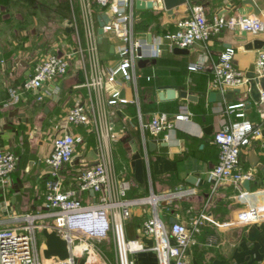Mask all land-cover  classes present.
I'll return each mask as SVG.
<instances>
[{"label": "crops", "instance_id": "0c3cea01", "mask_svg": "<svg viewBox=\"0 0 264 264\" xmlns=\"http://www.w3.org/2000/svg\"><path fill=\"white\" fill-rule=\"evenodd\" d=\"M253 1L260 10L258 15L252 5L243 4L242 0H196L176 8L173 13L161 7L136 9L137 35L158 38L175 30L177 20L187 16L195 4L203 5L210 19L217 14H239L256 15L264 21V0ZM235 2L237 5L231 6ZM68 5L70 0H0V46L4 56L0 60V148L11 150L20 158L9 185H0L2 226L12 225L14 215L41 210L49 176L45 157L52 150L54 137L66 130L84 137L73 160L65 166V175L70 176L82 167L93 165L98 159L97 125L93 122L73 125L66 117L77 98H87L85 87H74L82 82L77 63L73 64L67 76L45 82L39 92L24 93L17 103L7 105L9 90L19 87L44 55L72 44L71 7L69 17L62 13ZM256 38L264 40V31L253 34L235 28L225 29L216 35L207 47L198 43L186 48V54H178L177 48L165 44L163 53L157 57V64L148 63L140 67L142 76L138 90L120 76L116 83L108 86L109 92L117 88L125 91L129 99L128 103L108 106L117 170L132 182L128 196L143 197L151 190L161 194L194 188L196 192L187 197L162 201L158 206L160 215L168 222L176 217L190 226L200 214L211 213L209 222L196 235L197 242L188 253V264H264V206L262 218L238 222L240 211L253 204L264 205V128L262 134L243 149L240 158L244 170H254L255 178L249 191L252 194H248L243 183L242 189H238L227 180L213 195L208 180L209 171L218 162L219 147L213 139L227 120L226 107L232 103H246L247 98L242 96L249 92L247 85L241 88V93L237 89L226 92L233 95L232 102H209V93L213 91L210 83L214 76V62L226 48L234 47V63L246 73L253 64L256 65L262 50H246L244 46ZM119 45L120 41L111 33L101 42V55L106 67H114L118 63L116 49ZM201 60H206L204 70L189 69L191 63ZM152 65H156V76L149 81L144 76L153 72L150 69ZM161 66L173 69H161ZM165 84L188 90L199 97L198 101L182 98L179 89L174 98L168 99L166 93L169 90L160 89ZM39 95L44 98L40 100ZM253 104L250 110L246 106L247 117L259 122L264 103L257 107ZM158 113H167L172 118L177 114L189 117L177 120L168 138L164 133L149 136L146 154L141 122L149 121ZM191 179L196 183H191ZM240 191L245 192V197L238 196ZM96 196L92 191L81 194L84 201L94 200ZM152 212L153 207L149 204L135 206L127 222L129 238L139 239L145 246L143 251L133 255L136 264H160L152 249L154 239L141 231L142 222ZM106 225L109 229L108 223ZM212 234L220 238L214 246L207 242ZM37 239L43 261H63L71 255L64 235L51 226L42 227Z\"/></svg>", "mask_w": 264, "mask_h": 264}, {"label": "built area", "instance_id": "2783aa9c", "mask_svg": "<svg viewBox=\"0 0 264 264\" xmlns=\"http://www.w3.org/2000/svg\"><path fill=\"white\" fill-rule=\"evenodd\" d=\"M76 4V5H75ZM70 27L72 44L49 52L40 59L34 71L19 87L9 90L8 104L17 103L22 94L39 92L45 82L56 81L67 76L73 64L84 73V81L74 87H85L87 98H77L69 108L66 117L73 125H84L93 122L99 131L96 163L85 166L71 173L64 174L76 152L78 144L84 137L80 133L64 131L54 137L52 150L45 157L48 165V179L41 210L35 213L14 215V223L2 226L0 223V264H78L77 257L82 255L88 240L95 235L103 237L107 223L112 233L117 264H136L133 255L143 251L145 246L139 239H131L127 235L126 223L132 216V208L149 204L153 212L141 226V231L152 235L155 245L152 249L157 253L160 264H188V253L196 244V235L202 231L208 213L194 218L188 226L182 221L170 223L159 213V204L167 199H181L194 194V188H182L166 193L154 190L143 197L128 196L132 182L119 174L116 168L115 151L112 141V126L109 121V105L128 103L121 89L108 91L109 84L117 82L118 77L131 83L138 90V81L142 76L138 64L141 58H157L164 50V45L171 48H190L198 43L206 47L213 38L225 29L240 28L244 31L259 34L264 31V21L254 15L217 14L211 19L204 6L195 4L190 7L189 14L177 20L176 28L164 35L150 39L140 37L136 30V0H70ZM78 11H76V8ZM98 7V9H97ZM108 13L110 19L104 25V35L98 32V16ZM114 35L120 45L116 49L118 63L114 67H106L101 55V42L108 34ZM141 51V54L138 51ZM236 49L226 48L218 61L214 62V76L210 87L213 91L225 94L227 91L249 85L246 73L234 63ZM257 71L264 75V50L256 62ZM206 68V60L189 65L193 71ZM154 75H148L150 80ZM43 95H39L42 100ZM264 103V92L261 95ZM227 118L223 126L214 135V142L219 147L217 164L209 171L208 180L214 195L221 183L230 181L236 188L242 189L245 180L255 178L253 169L244 170L241 165V154L244 148L262 134L264 128V110L259 122L247 117L245 102L229 104L225 110ZM188 115L177 114L173 118L167 113H158L147 122H141L143 146L148 154L147 139L149 136L165 134L176 127V121L188 118ZM19 156L0 148V185H9L12 173L19 166ZM92 191L97 196L94 200L84 201L81 194ZM244 191V190H243ZM240 191L239 197H245ZM252 192L248 191L250 195ZM262 203L253 204L240 211L238 222L262 218ZM44 226H51L60 231L68 241L71 255L63 261H43L38 249V232ZM83 235L85 244L77 245ZM217 234L208 237V245L218 244ZM90 257L84 264H88ZM100 264V263H97Z\"/></svg>", "mask_w": 264, "mask_h": 264}, {"label": "water", "instance_id": "95a60500", "mask_svg": "<svg viewBox=\"0 0 264 264\" xmlns=\"http://www.w3.org/2000/svg\"><path fill=\"white\" fill-rule=\"evenodd\" d=\"M196 1V0H157V1H149V0H136V8L137 9H146V8H156V7H161L165 8L169 13H173L174 10L182 5L188 4L189 2ZM237 1V0H233ZM243 4H250L254 8L255 13L258 15L260 10L256 3L253 0H242ZM236 2L234 5L231 6H236ZM110 19L108 13H103L102 15L98 16V22H99V27H98V32L100 37H103L104 35V25L106 22H108ZM244 48L246 50H264V40L256 38L253 40L247 41L245 44ZM1 46H0V60L4 59V56L1 51ZM139 54H141V51H138ZM176 53L178 54H183V53H188V49L186 48H177ZM158 60L157 58H141L139 59V66L140 67H145L148 63L151 64H157ZM161 69H173V67L170 66H161ZM246 77L249 79V92L248 94H243L245 96H242L243 98H247L246 100V106L250 110L252 107V103H259L261 101V95L262 92H264V75L259 73L257 71V67L255 64H253L246 72ZM80 78L82 81H84V73L83 71H80ZM131 84V83H129ZM161 90L167 91L169 90V93H166L168 95V99H172L175 97L176 91L179 89V94L182 98L187 99L188 101L192 102H197L198 101V96L190 93L188 90L174 84H165L160 86ZM238 93H241L242 89L237 88L236 90ZM121 95H125V91L121 92ZM224 100L233 101V95L231 93H225L222 94L221 92L218 91H212L209 93L208 96V101L209 102H222ZM134 146V145H133ZM136 146V145H135ZM264 169V167H263ZM195 178H197V175H193ZM191 183H196L194 180H190ZM264 183V179H263ZM243 187L247 190H251V181L250 180H245L243 182ZM211 213H208L206 222H209L210 220ZM178 219L176 217H172L170 219V223H176Z\"/></svg>", "mask_w": 264, "mask_h": 264}, {"label": "rangeland", "instance_id": "374dc122", "mask_svg": "<svg viewBox=\"0 0 264 264\" xmlns=\"http://www.w3.org/2000/svg\"><path fill=\"white\" fill-rule=\"evenodd\" d=\"M75 8H76V11H78L77 7ZM62 13L63 15L69 17L70 16V6L68 5V7L67 6L64 7V9L62 10ZM155 67L156 65H152V68L150 67V69L153 71L151 74L154 76H156V71H154L156 69ZM157 71L159 72L158 69ZM253 105L256 107L258 105L263 106V103L259 102V103H254ZM119 168L121 170L123 169L122 167H119ZM58 232L61 233L60 231ZM148 236H151L153 238L152 235H148ZM85 240H87L85 236L81 235L80 240L78 239L76 241L77 245L80 246L82 244H85L84 243L86 242ZM88 242L91 243L93 247L85 244L87 249L83 250L82 252V255L80 257L81 262H79V258L77 257L78 264H84L88 260L89 257H90V260L88 264H97V263L117 264L114 241H113L112 233L109 229H106V233L103 235V237L99 235H95L94 239L88 240ZM154 245H155V240H154Z\"/></svg>", "mask_w": 264, "mask_h": 264}, {"label": "trees", "instance_id": "16d2710c", "mask_svg": "<svg viewBox=\"0 0 264 264\" xmlns=\"http://www.w3.org/2000/svg\"><path fill=\"white\" fill-rule=\"evenodd\" d=\"M97 9H98V7H97ZM148 75H152V74H148ZM148 75H145V76H144L146 80H148V79H147V76H148ZM152 79H153V77H151V79H150L149 81H151ZM202 89H203V88H202ZM116 168H117V166H116ZM124 169H125V168H124ZM117 172H118V170H117ZM120 174L123 175V176H125L127 179H130L128 176L124 175L123 172L120 173ZM127 222H128V221H127ZM143 223H144V222H142V225H143ZM126 229H127V223H126ZM127 235H128V233H127ZM128 237H129V235H128Z\"/></svg>", "mask_w": 264, "mask_h": 264}]
</instances>
